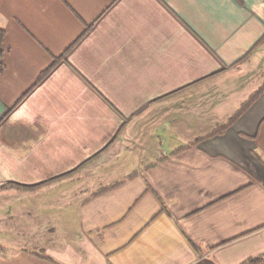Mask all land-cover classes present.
<instances>
[{"label":"crops","instance_id":"0c3cea01","mask_svg":"<svg viewBox=\"0 0 264 264\" xmlns=\"http://www.w3.org/2000/svg\"><path fill=\"white\" fill-rule=\"evenodd\" d=\"M0 29V264L264 255V92L206 137L264 83V0H0Z\"/></svg>","mask_w":264,"mask_h":264},{"label":"trees","instance_id":"16d2710c","mask_svg":"<svg viewBox=\"0 0 264 264\" xmlns=\"http://www.w3.org/2000/svg\"><path fill=\"white\" fill-rule=\"evenodd\" d=\"M83 36V35H82ZM82 36L79 38L81 39ZM6 39V31L0 29V72L4 70L5 65H4V56H5V49H4V42ZM78 39V40H79ZM77 42V41H76ZM76 43H74L73 45H71L61 56L56 57L54 59V61L52 62V64L46 69L44 70L39 77L36 79V81L34 82V84L30 87V89L24 93L22 95V97H20V99L16 102V104L12 107L11 110L15 109L19 104H21L24 99L28 96V94L36 87L38 86L51 72L52 70L62 61H64L66 59V54L73 48V46H75ZM264 92V83L263 85L260 87L259 90H257L255 93H253L250 98L244 102L242 104V106L228 119V121L223 124L222 126H220L219 128H217L215 131H213L212 133H210L209 135H207L206 137L209 136H214L217 134H221L223 132H225L248 108L249 106L256 100V98H258V96H260L261 94H263ZM11 112V111H10ZM10 112L8 113V115L10 114ZM205 138V137H203ZM203 138L197 139L195 142L202 140ZM100 157V154L97 155L96 157H94L92 160L86 162L84 165H88L90 163H92L93 161H95L97 158ZM81 168V167H80ZM72 174V173H71ZM71 174H68L64 177H60L56 180L65 178L67 176H70ZM137 173H131L129 174L126 179H132L134 176H136ZM124 181H120L105 187H101L99 189H97L96 191H94L86 201H90L93 198H96L98 196H101L113 189H115L116 187L120 186L121 184H123ZM43 259H46L48 261H51L53 263L58 264L54 259H52L51 257H47V256H42ZM264 258V255L259 256V257H255L252 259H249L247 262H245L244 264H257V262H261Z\"/></svg>","mask_w":264,"mask_h":264},{"label":"rangeland","instance_id":"374dc122","mask_svg":"<svg viewBox=\"0 0 264 264\" xmlns=\"http://www.w3.org/2000/svg\"><path fill=\"white\" fill-rule=\"evenodd\" d=\"M250 98V97H249ZM80 182H74L73 185H78ZM83 188H77L73 190V196L75 197L76 194H78L79 192H82ZM75 193V194H74ZM28 195V194H27ZM74 200H76L74 198ZM5 226H7L8 228L11 227H17L18 225L20 226V228L22 227V229L24 228L25 224L27 225V227H29V224L31 223L30 220L29 221H20V220H5ZM60 227H58L59 229ZM264 259V258H263ZM257 264H264V260H262L261 262H257Z\"/></svg>","mask_w":264,"mask_h":264}]
</instances>
